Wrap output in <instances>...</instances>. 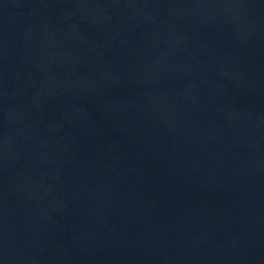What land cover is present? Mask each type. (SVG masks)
Segmentation results:
<instances>
[{
  "label": "water",
  "instance_id": "1",
  "mask_svg": "<svg viewBox=\"0 0 264 264\" xmlns=\"http://www.w3.org/2000/svg\"><path fill=\"white\" fill-rule=\"evenodd\" d=\"M0 264H264V0H0Z\"/></svg>",
  "mask_w": 264,
  "mask_h": 264
}]
</instances>
